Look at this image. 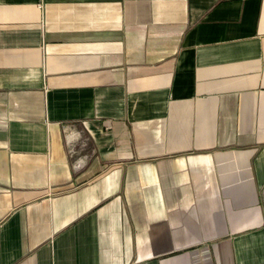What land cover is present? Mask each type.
I'll use <instances>...</instances> for the list:
<instances>
[{"label":"crops","instance_id":"1","mask_svg":"<svg viewBox=\"0 0 264 264\" xmlns=\"http://www.w3.org/2000/svg\"><path fill=\"white\" fill-rule=\"evenodd\" d=\"M0 264H264V0H0Z\"/></svg>","mask_w":264,"mask_h":264}]
</instances>
